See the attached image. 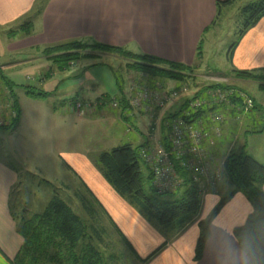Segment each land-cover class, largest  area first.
<instances>
[{
  "label": "crops",
  "instance_id": "0c3cea01",
  "mask_svg": "<svg viewBox=\"0 0 264 264\" xmlns=\"http://www.w3.org/2000/svg\"><path fill=\"white\" fill-rule=\"evenodd\" d=\"M218 1L225 0H0V29L17 26L19 30L26 23L32 25L27 35L23 33L19 37L10 36L11 31L7 35L2 34L5 37L7 56H22L24 59L0 63V73L13 82L21 68L43 63V52L46 47L75 40H94L103 45L125 48L134 54H146L168 62L193 66L196 63L198 43L205 29L216 17ZM40 55L42 57H39ZM231 69L239 71L264 69V19L241 40L234 53ZM42 71L43 69L39 70L35 80L33 78L28 80H34L35 83L42 85L53 79L52 75L42 82L38 76ZM93 82L96 80L90 77L83 83ZM83 83L78 82L77 88ZM0 89L6 91L5 87L0 86ZM90 89H86L83 92L84 96L76 98L69 107L77 102L89 104L90 109L86 110L84 116L77 117L80 122L85 119L89 141L93 137H100V143H105V148L102 145L103 148L98 149L99 154L123 145L136 147L135 139L131 135L134 129H131V124L123 119L122 112L110 108L106 93L93 92ZM122 94L126 97L131 93L121 86L120 95L116 97L119 101ZM15 96L20 109V120L18 127L13 130V136L22 137L21 131L27 127V124L31 128L26 130L28 136L35 135L38 130L45 134L46 130H41L37 126L50 124L48 133L55 137L57 144V148L53 145V148L57 149V156L52 153L53 157L60 164L62 161L68 165L74 179L77 180V176H80L79 181L86 191V196L91 199V195L97 200L96 202L106 212L104 219L107 222L109 218L112 220L140 258H147L167 242L166 237L155 231L152 223L116 193L90 161L88 155L71 148L70 140L62 137L61 134L73 130L78 124L71 114L72 108L64 106L60 108L54 101L49 103L47 99L41 97H29L31 102L25 109L20 105L16 92ZM69 100L65 99L64 105ZM257 104L260 106V111H251L248 116L250 121L255 119V122L251 121L252 124L261 120L260 114L264 111L261 109L264 106L258 102ZM183 106L184 103L169 108L168 115L180 113ZM138 115L135 112L129 115L135 128L139 129L138 135L143 139L145 137V141L137 147H151V139L141 127L143 116ZM54 119L56 121L52 122ZM165 132L168 134L167 130L163 131ZM63 141L62 150L60 146ZM108 143L112 145H107ZM18 144H14L13 149L18 161L23 163L21 169L12 167L8 160L0 158V264H15L14 261L24 244V239L18 233L17 223L13 218V215H21L22 212H16L12 204L13 191L20 183V170L34 177L36 170L32 166L39 170L42 168L38 163L44 151L42 146L39 150L35 147L36 152L32 153L31 148H26L23 141L20 140ZM218 144L210 151L213 156L223 161L230 152L234 151L233 143L231 145V142H227V138H223ZM228 145L231 147L229 148ZM62 185L64 189L67 188L66 184L62 183ZM225 190H227L226 186L223 191ZM52 198L49 197L41 211L31 215L41 214ZM64 201L72 207L71 202V205L68 203L71 201L70 198ZM219 201L220 196L217 194L204 196L198 220L169 241L167 246L147 264H247L248 258L240 250L233 231L246 223L253 213V208L248 199L240 193L236 194L215 217L203 257L199 261L195 259L200 236L199 222L211 214ZM78 215L84 217L82 214Z\"/></svg>",
  "mask_w": 264,
  "mask_h": 264
},
{
  "label": "trees",
  "instance_id": "16d2710c",
  "mask_svg": "<svg viewBox=\"0 0 264 264\" xmlns=\"http://www.w3.org/2000/svg\"><path fill=\"white\" fill-rule=\"evenodd\" d=\"M239 0H225L216 3L217 14L214 21L207 27L198 43L196 63L186 66L162 60L146 54H134L127 49L103 45L94 40H75L46 47L44 54L56 64L57 70L66 72L71 69V64L79 57L78 53L86 51H100L122 57L127 61L126 67L138 73L152 77H162L178 82L191 78L203 58V42L205 35L215 28L226 10L233 8ZM41 9V8H40ZM41 10H39L40 12ZM264 19V0H251L239 10L236 35L237 40L229 49V62H232L234 53L243 37ZM32 29L26 23L19 30L29 34ZM14 34V32H11ZM88 57L89 55H82ZM231 74L239 81H257L259 88L264 90V69L257 71H239L233 69ZM1 76V75H0ZM4 87L14 100L13 111L15 118L9 128L0 127V130L18 127L20 109L14 92V86L5 76H1ZM33 97L47 96L46 93L36 95L33 89L26 87ZM233 90L237 88L224 83L204 87L205 90ZM121 90V86H120ZM197 97V96H196ZM252 111L259 110L260 106L254 100ZM127 98L122 94L120 106L126 108ZM243 103L235 96L223 107L240 109ZM186 106L184 104L183 108ZM262 109V108H261ZM212 111V109L207 110ZM207 112L199 111L189 118L197 121ZM179 114L169 117L173 119ZM264 117V111H262ZM167 145V138L164 139ZM145 146L133 147L123 145L111 151L100 154L96 162H92L103 175L108 184L125 201L132 205L146 220L166 229L167 242L156 249L147 258H140L126 237L119 231L112 220L113 228L121 237V242L131 252L139 264L149 263L169 241L180 235L184 230L194 224L200 215L203 204V195L199 185L193 181L191 174L177 166L179 175L184 179V184L176 192L158 194L153 187V176L146 167L141 151ZM215 148V147H214ZM222 182L213 194L220 196L218 205L211 214L199 222L200 236L196 246V261L203 257L204 249L210 238V227L215 217L223 207L238 193L244 195L253 208V213L248 217L243 226L234 229L240 250L247 256V264H264V165L256 161L245 152L235 151L224 159L221 167ZM223 183V184H222ZM146 185L148 187H146ZM224 185V187H223ZM227 187V190L223 189ZM222 189V190H221ZM90 195V193H89ZM152 195L169 197V200H157ZM82 198V205L89 221L79 216L61 197L55 195L41 214L27 216L13 215L17 223L18 233L24 239V244L16 257L15 264H120L122 257L111 252L107 244L108 230L105 228L103 218L106 212L97 200L90 195Z\"/></svg>",
  "mask_w": 264,
  "mask_h": 264
},
{
  "label": "rangeland",
  "instance_id": "374dc122",
  "mask_svg": "<svg viewBox=\"0 0 264 264\" xmlns=\"http://www.w3.org/2000/svg\"><path fill=\"white\" fill-rule=\"evenodd\" d=\"M249 1L251 0H239L233 6V8L226 10L222 15L218 25L205 35L203 42V58L197 69L194 70L191 78L187 81L178 82L162 77H152L150 75L148 76L142 73L131 71L126 67L127 61L122 57L100 51H86L83 53L81 51V53H78L79 57H77L71 64V69H68L66 72H61L57 70L56 64L49 59L48 54H43V63L39 62L38 65H28L24 68H21L18 70V73H16L14 80H12V84L14 86L18 100L20 101V105L26 109L29 102H31L30 98H38L33 97L28 93V90L25 88L27 87L26 85L32 86L30 88L33 89V92L36 95L47 92V96L39 97L47 99L49 103L54 101L57 103L56 106L60 108H63V106L66 108L69 107L70 103L75 101L76 98L83 97V92H85L88 88H91L90 90L93 92L99 91L101 93H106L109 97L107 98L109 99L107 104L110 106V108L120 110L122 112L123 119L131 124V129H134L131 135L135 139L134 142L136 147L145 141V137L143 139V137L138 135L137 132L139 129L135 128L133 121L130 119V113L133 114V112H135L136 115L140 114L141 117L143 116L141 127L143 131L148 133V137L151 139V147H160L163 144L165 136L167 138L169 134L166 132L163 133V131L166 130V123L169 121V116H173V113L168 115L167 112L169 108L175 107L178 104H188L189 99L196 96L197 98H206L209 90L202 91V89L204 87L219 84L213 81V79L218 80L227 86L237 88V90L241 91L234 92L235 96L245 94L252 100H255L264 106V90L262 91V89L259 88V82L236 80L231 74V63L229 62V49L237 40L236 28L239 10ZM10 31L14 32V34H10V36L14 37H19L23 34L22 31L17 29V26H12L11 29H0L1 64L12 60L19 61L24 59L22 56L8 57L5 53L6 44L4 40L5 37L3 35L9 34ZM83 54L89 56L83 57ZM39 57L42 56L40 55ZM40 69H43V71L38 76L42 82L46 81V79L52 75L53 79H49L45 82V84L42 85L35 83V77L39 73ZM86 70H89L88 73H85ZM0 75L2 76L3 74L0 73ZM1 76L0 86L4 87L5 85L2 82ZM90 77L92 80H96V82L87 84L83 83ZM32 78L34 79V82L28 80ZM78 82L80 84L83 83V85H80V87L78 86L79 88L76 86ZM136 83L140 84L141 86H145L152 91H155L157 88H155V86H157V84H163L165 86V90L168 92L173 88L185 86L188 88V93L173 99L171 103L166 104V106L161 109L155 108L153 110H149L148 108L151 107L150 105L149 107H136L131 104L133 101L135 102L136 94L140 93V89H135ZM120 86H122V88L125 87L126 91L129 90L131 93L130 95L126 96V108L120 106V101L118 98H116L118 95H120ZM74 88L77 90H73ZM5 89L6 91L0 89V112L2 113H0V127L9 128L12 126L15 118V113L12 109L14 100L10 96V93L7 91L6 87ZM65 99H70L68 103L66 101V106L63 103ZM74 105L75 103L69 108H72L73 112L71 111V114H73V118H75V123L78 122V124L73 130L67 131V133L61 135L63 138H65V140L66 138L70 140L71 148L80 151L82 154L86 153L91 162H96L100 156L98 149H102L105 146V143H100V137H93L89 141L90 138L87 137L88 128L84 123L85 119L80 122L78 121L79 118L77 116H84L86 110L90 108H85L82 114H78L75 111ZM262 109L264 110V107ZM212 113L222 117L220 123L215 125H212L209 121L206 122L207 129H211V137L213 140H215V148L217 145H219L218 142L220 140L222 141L223 138H227V142H231V145L233 143V150L235 152H245L249 156L253 157L256 161L264 165V117L262 114H260L261 120L252 124V122H255V119L251 120L252 122L248 120V116L250 114H243L241 111L237 109L235 110L232 107H215L212 109V111H210V114ZM210 114H207L205 119L210 118ZM55 121L56 119H54L52 122ZM49 125L50 124H39L37 126V128L41 130H46L45 134L38 130L35 135L29 134L28 136V134H26V130H30L31 128L27 124V127L21 131L22 137L13 136V130L11 129L0 130V158L8 160V163L16 169H21V165L23 164L22 162L18 161L13 149L20 140L23 141V144H25L26 148H31L32 153L36 152L34 149L35 147L39 150L40 146H42L41 148L44 149L41 156L42 159L44 157L45 158L43 161H41V159L38 162L42 168L39 170V168L36 169L34 166H32L36 170L34 172L36 176L33 177L27 174L25 171L23 172L20 170V183H18L14 189L12 197L14 209L18 213L24 211V214L29 216L32 213L41 211L49 197L52 198L54 195H59L63 199H67V201L70 198L71 201H68V203L70 204L71 202L76 213L80 215L82 214L84 217H81L84 220L89 221L88 217L86 216L85 209L81 203L82 198L86 196V191H84L83 186L79 181L80 176H77L76 174L78 179H74V175L71 173L68 165L62 161L60 164L53 157L52 153L57 156V144L54 140L55 137H52V135H49L48 133L50 130ZM226 129L229 131L225 135V131H227ZM245 130L249 131V133H246L247 131ZM217 131L219 132L218 134ZM47 134L48 136H46ZM96 141L99 142L96 143ZM61 144L62 145L60 146V149L63 148L64 141L61 142ZM53 145L56 148H53ZM107 145L112 144L108 143ZM228 147L230 148L231 146L228 145ZM216 157L217 156L215 155L213 156V162L215 163L216 167L215 169L221 170L224 160L220 161ZM62 183L67 185L66 189L63 188L64 186ZM146 187L148 186L146 185ZM152 196L157 198V200L170 199L169 197H159L156 195ZM102 220L105 228L108 230L109 238L107 239V244L110 245L109 250H111L113 254L119 256V258L120 256L122 257L120 264H139V262L136 261V259L132 256L131 252L121 242V237L113 228L112 223L110 221L107 222L104 218ZM151 225L160 235L167 237L165 235L166 229L157 224L154 225V223Z\"/></svg>",
  "mask_w": 264,
  "mask_h": 264
},
{
  "label": "built area",
  "instance_id": "2783aa9c",
  "mask_svg": "<svg viewBox=\"0 0 264 264\" xmlns=\"http://www.w3.org/2000/svg\"><path fill=\"white\" fill-rule=\"evenodd\" d=\"M213 81L221 83L215 79ZM155 88V91H152L136 83L135 89H140V93L136 94V100L131 104L136 107H149L150 105L149 110L161 109L173 99L188 93V88L185 86L173 88L169 92L165 90L163 84H157ZM234 92L233 90L215 89L209 90L206 98H190L188 104L186 103L187 105L180 111V115L166 123V130L169 133L167 145L142 149L141 157L153 176V187L158 194L176 192L184 184V179L176 169V163L181 169L191 174L193 181L199 185L202 198L217 191L222 182V175L220 170L215 169L213 154L210 151L215 147V140L212 139L211 129H207L206 122L209 121L215 125L220 123L222 117L215 113L210 114L207 110L228 104L229 100L235 97ZM237 97L243 103L242 107L237 110L243 114H249L254 108V100L245 94ZM74 108L78 114H82L84 109L90 106L77 102ZM204 110L210 114V118L205 119L207 117L205 114L195 122L189 120L193 114Z\"/></svg>",
  "mask_w": 264,
  "mask_h": 264
}]
</instances>
